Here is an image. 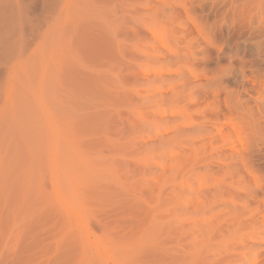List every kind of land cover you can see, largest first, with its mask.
<instances>
[{"label": "rangeland", "instance_id": "rangeland-1", "mask_svg": "<svg viewBox=\"0 0 264 264\" xmlns=\"http://www.w3.org/2000/svg\"><path fill=\"white\" fill-rule=\"evenodd\" d=\"M257 1L3 6L0 264H264Z\"/></svg>", "mask_w": 264, "mask_h": 264}, {"label": "bare ground", "instance_id": "bare-ground-1", "mask_svg": "<svg viewBox=\"0 0 264 264\" xmlns=\"http://www.w3.org/2000/svg\"><path fill=\"white\" fill-rule=\"evenodd\" d=\"M55 0H43V5H41L42 6V11L43 12H45V11H48V6H50V4L52 3V2H54ZM209 1H212V2H210V3H212V4H215V6L217 5H220L219 7H221V5L223 6V7H221L222 9H220V8H218V7H216V8H214V9H217V10H222L221 11V13H222V15L221 16H223V17H221L220 16V14H219V12L217 13L216 12V14H219V15H217V16H220L221 18H230V17H232L231 15L233 14V15H236V14H238V16H239V14L242 12V14L241 15H245L246 13H245V10H244V7H246L247 8V6L249 5H251V6H257V7H249V8H247V9H250V8H253L252 9V11L254 10V8H257L258 9V5L259 4H257V5H255L256 3V1L257 0H209ZM261 2V0H258L257 2ZM27 2V0H23V3L22 4H19V3H17L16 2V4H15V6H13V5H11V8H10V13H11V15L13 16V18H16V20L17 21H19L18 22V26L21 28V30H22V27L25 25V24H27V25H29V26H31V23H29V22H25L23 19H22V12H25L26 13V16H25V18L26 19H29L30 20V18H29V16H30V14H31V12H30V9L28 8V4L26 3ZM29 2V1H28ZM259 2V3H260ZM263 2V4H264V1H262ZM262 2L260 3L261 4V6L263 5L262 4ZM255 3V4H254ZM11 3H10V0H0V15H1V13L2 12H6V8L5 7H3V6H8V5H10ZM21 5H23V6H21ZM247 5V6H246ZM32 6V5H31ZM214 6V5H213ZM260 6V5H259ZM264 6V5H263ZM210 7H211V4H210ZM32 8H34V7H32ZM31 8V9H32ZM212 8V7H211ZM6 9V10H5ZM242 9L244 10V11H242ZM260 9H261V7H260ZM33 10V9H32ZM241 10V11H240ZM251 10V9H250ZM259 10V9H258ZM249 11V10H248ZM251 11V12H252ZM263 11H264V9H263ZM240 12V13H239ZM244 12V13H243ZM247 12V11H246ZM226 14V17H224V15ZM249 12H247V14H248ZM261 13L263 14V12H262V9H261ZM260 13V14H261ZM18 14V15H17ZM250 14V17H251V13H249ZM249 14H248V16H249ZM260 15L261 17V19H262V21H263V18L262 17H264V14L263 15ZM3 15V14H2ZM17 15V16H16ZM230 15V16H229ZM4 16V15H3ZM216 16V17H217ZM228 16V17H227ZM237 16V15H236ZM220 17H218L219 19H220ZM235 17V16H234ZM258 19H259V21H260V18L259 17H257ZM8 19H11L10 17L8 18ZM12 20V19H11ZM15 19H13L11 22H12V24L15 26H13L14 27V29H16V28H18V27H16L17 26V23H16V25L13 23V21H14ZM256 20V22L258 23L259 21L257 20V19H255ZM254 19H253V21H252V19H251V23H250V21L249 20H247V22L249 21V23H246V25H254V28H255V26H256V30H257V27H258V30H257V32L256 33H251L252 35L254 34H256L255 36L253 35V37H258L257 35H258V32H259V34H261L260 36L262 37V39L264 38V34H262V33H264V26H263V24H260V23H264V22H260V23H258V24H260V25H258L256 22H254L255 21ZM10 21V20H9ZM225 21V20H224ZM6 22V21H5ZM222 22H223V20H222ZM3 23V22H2ZM7 23V22H6ZM10 23V22H9ZM8 23V24H9ZM254 23V24H253ZM255 23L257 24V25H255ZM7 25V24H6ZM246 25H244L243 24V26H244V28H246ZM3 26V25H2ZM259 26L262 28H259ZM1 27V26H0ZM247 29H248V26H247ZM252 31V32H254V30H253V27L250 29H248V33H249V31ZM30 31H33V28L31 27V30ZM259 38V37H258ZM259 79V78H258ZM264 80V79H263ZM264 82V81H263ZM261 84V83H260ZM263 86H264V84H263ZM262 87V86H261ZM261 90V89H260ZM264 90V89H263ZM262 92V91H261ZM250 97H252V96H250ZM255 102V101H254ZM256 103V102H255ZM241 105V104H240ZM242 106H243V104L240 106L241 107V109H242ZM257 106V105H256ZM255 107V106H254ZM258 107V106H257ZM244 109H245V107H243ZM246 108L248 109V111H250L251 113H253L252 112V109L248 106V104H246ZM254 109V108H253ZM260 112V111H259ZM234 116V115H233ZM254 116H255V114H254ZM234 118V117H233ZM234 120V119H233ZM235 120H237V119H235ZM196 129V128H195ZM233 129L235 130V132H233V135H235L236 136V138L239 140V138H240V136L243 134V135H245V129L243 130L242 128H241V126H240V124L239 125H236V123H235V125L233 126ZM197 129H196V132L195 131H193L194 133H197ZM235 133V134H234ZM235 136H234V139H235ZM242 137H244V136H242ZM237 144H238V142H237ZM248 157V156H247ZM244 158V157H243ZM250 158V157H249ZM235 159V158H234ZM240 160V159H239ZM238 160V161H239ZM244 160V159H243ZM245 160H248V158L247 159H245ZM237 161V160H236ZM242 162V161H241ZM244 162H246V161H244ZM213 203H215V201L213 202ZM218 204V203H217ZM214 205V204H213ZM219 205V204H218ZM212 206V205H211ZM215 207H216V204H215ZM254 243V242H253ZM252 245V244H251ZM256 246V245H255ZM251 247V246H250ZM254 248V247H253ZM122 256V255H121Z\"/></svg>", "mask_w": 264, "mask_h": 264}]
</instances>
